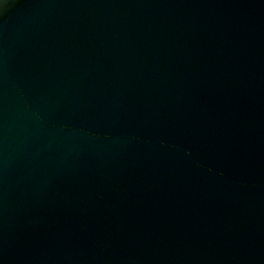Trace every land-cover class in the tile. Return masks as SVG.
Here are the masks:
<instances>
[{"label":"water","instance_id":"1","mask_svg":"<svg viewBox=\"0 0 264 264\" xmlns=\"http://www.w3.org/2000/svg\"><path fill=\"white\" fill-rule=\"evenodd\" d=\"M0 264H264V0H0Z\"/></svg>","mask_w":264,"mask_h":264}]
</instances>
